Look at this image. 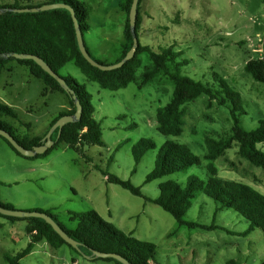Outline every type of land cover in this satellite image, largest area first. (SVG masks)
Here are the masks:
<instances>
[{
	"label": "rangeland",
	"instance_id": "374dc122",
	"mask_svg": "<svg viewBox=\"0 0 264 264\" xmlns=\"http://www.w3.org/2000/svg\"><path fill=\"white\" fill-rule=\"evenodd\" d=\"M52 0H0V4L39 7ZM88 10L89 31L84 41L90 55L104 65L115 64L122 55L127 0H78ZM139 42L155 52L171 48L181 53L180 72L217 89L223 79L242 97L245 114L241 126L255 130L264 120V83L255 81L245 71L249 61L264 53V0H142ZM136 80L117 92L104 90L89 81L73 62L59 71L71 77L92 96L95 119L102 127L103 146L86 147L87 158L60 145L45 158L27 159L17 155L0 138V203L17 211L45 210L55 214L67 229H75L69 213L96 211L103 220L124 234L156 246L152 264H263L264 235L255 229L247 236L250 223L233 210L219 205L202 191L197 192L192 207L184 218L204 226L216 225L213 231L181 226L160 206L144 197L156 199L159 186L169 180L184 185L190 176L208 180L206 139L220 140L232 133L233 120L227 107H220L202 95L185 104L183 133L167 137L157 130L156 115L172 99L174 84L159 74L143 86L142 74L151 68L147 53ZM185 61L187 63H185ZM29 68L10 62L0 77V104L13 108L18 119L0 115L14 134L44 137L51 123L71 105L61 92L48 91ZM142 139H151L155 149L148 150L141 162L135 163L132 149ZM174 141L188 146L202 159V166L169 175L150 183L146 177L153 171L160 148ZM264 151V143L258 146ZM218 176L249 185L264 194V169L252 166L238 155V148L228 150L213 162ZM108 176L129 181L139 187L138 197L121 186L109 183ZM30 221H12L0 215V264L6 255L16 256L30 243L26 228ZM21 264H115L89 260L64 245L52 248L39 242Z\"/></svg>",
	"mask_w": 264,
	"mask_h": 264
},
{
	"label": "trees",
	"instance_id": "16d2710c",
	"mask_svg": "<svg viewBox=\"0 0 264 264\" xmlns=\"http://www.w3.org/2000/svg\"><path fill=\"white\" fill-rule=\"evenodd\" d=\"M133 0H127L122 10L126 13L124 26V39L122 55L117 62H120L133 46V34L129 23V12ZM64 3L75 11L83 36L89 31L88 10L84 3L78 0H52L46 4ZM142 0H139L138 17L136 23V35L139 39V31L142 18L140 7ZM40 7V6H39ZM16 8H34L31 6H17L0 4V10ZM149 55L152 66L142 74L141 82L145 86L154 80L159 74L170 78L174 84L171 101L157 111V130L167 137H179L184 129L183 106L193 102L202 95H206L211 102H216L220 107H227L233 120L232 133L224 139H206L207 153L204 160L208 162V180L203 182L197 176H190L184 185L169 180L159 186V196L156 199L144 197L141 189L134 186L129 181H122L117 177L108 176L109 183L117 184L131 194L144 197L147 201L160 206L165 212L170 214L181 226L189 228H201L208 231L223 229L216 225L204 226L194 222H187L184 218L192 207L193 200L197 192L202 191L208 198L219 205L220 209L233 210L250 223L247 231L240 233L247 236L255 229H259L264 235V194L253 187L231 180L219 178L218 170L213 162L223 157L228 150L235 146L238 148V155L249 162L252 166L264 169V151L258 146L264 143V120L259 122L255 130L244 129L239 121V116L245 114L242 97L239 93L230 89L223 79L215 76V81L219 82L217 89L208 83L194 80L184 76L180 72L183 62L178 58L181 53H175L171 48L155 52L149 46H143L139 42L134 57L123 67L112 71H101L93 67L82 55L78 47L76 31L71 13L65 9H56L38 13H14L12 11L3 12L0 15V77L6 66L13 61L29 68L31 74L41 80L46 92H61L69 100L71 110L68 113L60 114L50 125V128L65 115L74 116L76 105L72 96L65 92L59 83L46 73L39 65L32 60H18L14 57H4L13 54H27L40 57L57 74L68 63L73 62L81 73L91 82L97 83L100 88L117 92L125 89L133 83L137 76V70L142 65L141 55ZM94 59V58H93ZM97 61V60H96ZM99 62V61H97ZM116 62V63H117ZM101 63V62H99ZM185 63H187L185 61ZM102 64V63H101ZM245 71L252 78L260 83H264V53L258 60L249 61L245 66ZM64 78V77H63ZM65 82L70 89L75 92L77 99L82 106V117L79 121L66 124L61 132L60 138L54 146L42 155L34 158H45L60 145L74 150L83 157L85 148L89 146H103L102 127L95 119V107L91 94L71 77H65ZM0 115L18 119L15 110L9 106L0 104ZM0 129L14 135L15 139L23 147L32 149L44 143L43 138L24 137L23 139L14 134V129L0 119ZM58 130L52 139L56 141ZM9 147L20 155L7 140L0 136ZM156 145L151 139L140 140L132 149L135 163L138 165L146 152L155 149ZM23 157V156H22ZM26 158V157H24ZM88 159V158H87ZM202 159L194 154L191 149L174 141H167L159 150L153 171L146 177V183L154 180L184 172L187 169L202 166ZM0 184L2 182L0 181ZM0 205L7 209H14L12 205ZM46 213L51 216L56 223L73 239L83 245L81 251L74 249L67 244L54 229L43 219L39 218H12V221H30L26 228L27 234L31 237L28 246L18 255H6L7 264H21V260L31 254L35 246L42 241H46L52 248L59 249L64 245L69 246L74 252L80 255L91 256V250L102 253H114L120 255L130 264H152L156 257V246L150 242L141 241L132 234L127 235L116 229L112 224L106 222L96 211L83 214L69 213L70 221H76L75 229H67L55 214L45 210H34ZM1 215V214H0ZM3 216V215H1ZM90 260L111 261L115 264H122L112 258H92ZM227 264H239L231 260ZM264 264V262H263Z\"/></svg>",
	"mask_w": 264,
	"mask_h": 264
},
{
	"label": "water",
	"instance_id": "95a60500",
	"mask_svg": "<svg viewBox=\"0 0 264 264\" xmlns=\"http://www.w3.org/2000/svg\"><path fill=\"white\" fill-rule=\"evenodd\" d=\"M138 5H139V0H133L132 1V6L129 12V23H130V28L131 32L133 34V46L131 50L127 53V55L120 61L112 65H104L99 62H97L93 57L90 55L89 51L87 50V47L85 45L84 41V36L83 32L80 28L79 22L76 18L75 11L73 8H71L69 5H66L64 3H52V4H45L40 7H34V8H16V9H5V10H0V15L3 12H8L12 11L14 13H38V12H43V11H50V10H56V9H65L71 13L74 26H75V31H76V38L78 42V47L80 49V52L82 53L83 57L95 68H98L101 71H112L115 69H119L123 67L128 61H130L136 52V49L139 47V39L136 35V23H137V17H138ZM7 58L14 57L18 60H32L34 61L37 65H39L46 73H48L51 77H53L61 86V88L70 94L75 101L76 105V113L74 116L71 115H65L62 116L50 129V131L47 133V135L43 138L44 143L40 146L33 147L32 149H27L23 147L19 142L15 139L14 135L11 133L1 130L0 129V136L3 137L5 140L9 142V144L23 157L26 158H34L37 155H42L46 153L49 149H51L55 142H57L60 138L61 132L63 127L68 124V123H73L76 121H79L82 117V106L77 99L75 92L70 89L68 84L65 82V79L61 77L59 74L55 73L47 63H45L40 57L33 56V55H27V54H13V55H7L4 56ZM58 130V137L56 141L52 139L53 133ZM0 214L6 217H12V218H39L43 219L46 221L53 229L54 231L70 246H72L74 249L78 250L79 252L81 251V247L83 245L70 237L59 225L54 221V219L49 216L46 213L38 212V211H32V212H25V211H17L15 209H7L4 208L0 205ZM92 255H84L86 258L89 260L96 257V258H112L117 261H119L122 264H130L128 263L124 258H122L118 254L114 253H102L98 252L95 250H91Z\"/></svg>",
	"mask_w": 264,
	"mask_h": 264
}]
</instances>
